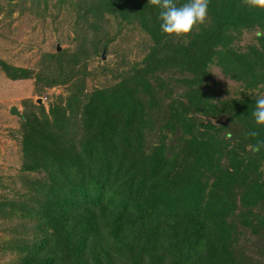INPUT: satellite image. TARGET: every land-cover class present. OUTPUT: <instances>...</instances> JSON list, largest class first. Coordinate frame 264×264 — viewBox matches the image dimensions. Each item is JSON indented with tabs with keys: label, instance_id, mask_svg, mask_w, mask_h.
I'll return each instance as SVG.
<instances>
[{
	"label": "trees",
	"instance_id": "obj_1",
	"mask_svg": "<svg viewBox=\"0 0 264 264\" xmlns=\"http://www.w3.org/2000/svg\"><path fill=\"white\" fill-rule=\"evenodd\" d=\"M1 1L9 14L13 2L43 11L51 0H0V12ZM54 2L51 30L64 23L76 47L32 68L0 58L38 94L66 86L47 109L24 98L11 129L21 167L0 193L7 264H264V147H249L264 141L252 115L264 9L210 0L199 32L176 37L148 0ZM119 37L116 81L87 89L101 64L88 65Z\"/></svg>",
	"mask_w": 264,
	"mask_h": 264
},
{
	"label": "rangeland",
	"instance_id": "obj_2",
	"mask_svg": "<svg viewBox=\"0 0 264 264\" xmlns=\"http://www.w3.org/2000/svg\"><path fill=\"white\" fill-rule=\"evenodd\" d=\"M1 4L4 11L0 12V58L15 65L32 68L37 66V61L45 51L54 52L67 47L69 49L76 47L75 42L69 41L68 38L65 39L66 27L64 23H58L57 29L51 30L52 26H57V22L52 21L51 16V14L58 12V5L55 4L54 0L49 1L48 7L43 11L42 9L36 10L30 1L13 2L11 4L13 10L9 14H7L9 4L5 1H1ZM44 13H46L45 17L42 15ZM59 18L60 16H55V19ZM111 22H113L112 19ZM243 38L249 40L251 34L245 32ZM113 42L110 44L113 51L111 50L105 55L104 50V57H100V59L95 57L88 65V69H93L99 63L101 64L100 71L97 70L92 76L87 77V89L116 81L117 74L114 69H117L118 65H116L115 53L117 47L121 46L119 44L121 37ZM116 45L118 46L116 47ZM104 61L107 65L106 72H103L101 68ZM237 85L235 81L225 79L222 85L225 89L223 95H232ZM34 87L33 77L11 79L0 69V193L4 189L2 185L10 183V177L19 174L21 167V147L16 134L11 132V129L18 125L16 119L18 115L11 113L9 107L15 105L17 110L21 112L24 108L23 99L30 98L33 102L43 103L47 109L49 103L55 100L56 95L66 94L65 84L45 87L44 92L40 94L35 92ZM39 98L40 101H38ZM10 220L12 219H4L0 216V264H7L8 258L14 255L9 249L2 247L5 240L11 235L10 231L3 229L6 227L7 221Z\"/></svg>",
	"mask_w": 264,
	"mask_h": 264
},
{
	"label": "clouds",
	"instance_id": "obj_3",
	"mask_svg": "<svg viewBox=\"0 0 264 264\" xmlns=\"http://www.w3.org/2000/svg\"><path fill=\"white\" fill-rule=\"evenodd\" d=\"M148 2L160 9V28L169 36L191 35L194 31L199 32L200 25L207 22L210 0H187L186 3L179 5L176 0H148ZM244 3L250 8L264 9V0H244ZM252 115L256 124L264 125V96L256 97ZM246 135L258 137L259 132L250 131ZM249 147L252 151L259 152L264 147V141H258L254 146Z\"/></svg>",
	"mask_w": 264,
	"mask_h": 264
},
{
	"label": "water",
	"instance_id": "obj_4",
	"mask_svg": "<svg viewBox=\"0 0 264 264\" xmlns=\"http://www.w3.org/2000/svg\"><path fill=\"white\" fill-rule=\"evenodd\" d=\"M104 50H105V48H103V50H102V52H101L102 57H104ZM38 101H40V98H39ZM9 111H10L11 113L16 114V115H20V112L17 110V108H16L15 105H11V106L9 107Z\"/></svg>",
	"mask_w": 264,
	"mask_h": 264
}]
</instances>
